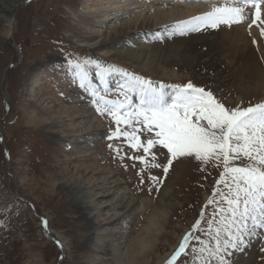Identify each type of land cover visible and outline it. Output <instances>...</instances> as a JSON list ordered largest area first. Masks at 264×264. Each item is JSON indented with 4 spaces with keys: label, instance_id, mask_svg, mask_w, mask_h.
<instances>
[{
    "label": "rangeland",
    "instance_id": "1",
    "mask_svg": "<svg viewBox=\"0 0 264 264\" xmlns=\"http://www.w3.org/2000/svg\"><path fill=\"white\" fill-rule=\"evenodd\" d=\"M94 3L91 0H17L16 25L13 26L15 45L11 41L6 17L0 14V264H114L111 263L112 256L105 251L111 237L103 239L99 236L105 227L92 222L88 225L86 219H78L77 210L85 205L84 198L93 202L95 197H84L87 191L83 188L75 189L74 195L70 194L73 181L80 178L77 166L82 167L80 160L75 158L85 153H93L95 160L92 164L110 167L124 186L131 185L129 191L141 202L140 207L145 208L135 220L122 223L128 227L127 238L134 237L138 228L148 221L154 205L160 203L162 206L158 219L162 234L153 246L148 264H156L158 259L160 264H166L201 212L204 211L207 217L214 207L204 206L223 169L211 164L202 165L194 157L175 160L165 176L163 166L167 164L169 154L166 149L158 147L154 151L162 167L153 168L150 173L161 178L162 182L153 186L146 174L144 183H140L137 173L141 165L137 162L133 167L132 160L120 159L109 148V144H123V141L108 139L116 125L110 116L98 114L91 91L74 82L69 66L71 59L100 62L99 69L94 64L89 65V72L93 85L102 94L105 86L108 87L106 99H122L117 93L125 80L123 74L113 72L107 85L101 83L97 74L105 66H113L154 84L185 85L192 82L210 90L226 107H248L264 102L263 90L253 85L215 87L203 84L187 70L173 77L154 74L136 63L130 64L129 60L115 54L114 49H95L80 44V40L101 38L97 27L90 29L81 22V17L91 16L85 12ZM98 6L94 5L95 8ZM154 15L152 11L148 13V16ZM134 16H126L117 23L112 21L110 25L121 24ZM5 94L9 104L7 110ZM78 107L89 109L87 126L94 123L99 126L93 136H70L76 132L71 129L67 113H70L69 109L78 110ZM63 137L69 140L63 141ZM5 149L9 159H6ZM79 149L87 151L81 153ZM123 151L128 155L140 154L127 146ZM149 187H152L151 192ZM42 218L47 221V229ZM97 226H100L98 231ZM47 234L57 237L63 247ZM92 236L95 239L85 245ZM201 238L206 237L201 235ZM127 243L131 241L127 240ZM262 248L264 237L252 238L248 247L233 251L226 259L230 264H264ZM191 259L182 256L177 264Z\"/></svg>",
    "mask_w": 264,
    "mask_h": 264
},
{
    "label": "snow or ice",
    "instance_id": "2",
    "mask_svg": "<svg viewBox=\"0 0 264 264\" xmlns=\"http://www.w3.org/2000/svg\"><path fill=\"white\" fill-rule=\"evenodd\" d=\"M262 5L264 0H225L219 5L213 2L210 11L179 22L176 29L183 35L220 25L231 27L248 20L246 9L251 7L255 12L248 27L255 25L264 36ZM91 64L101 67L99 61L71 59L73 80L80 88L91 91L98 114L110 116L115 123L108 139L122 140L123 144H109V148L120 159L132 160L133 167L137 162L141 165L137 173L141 184L146 174L153 186L162 182L150 173L151 169L162 167L154 151L158 147L169 154L163 166L165 176L172 163L182 157H194L202 165L223 169L204 206L214 207L207 217L201 212L166 264H177L182 256L192 259L181 264H230L226 257L233 251H243L252 238L264 237V102L226 107L210 90L192 82L154 84L113 66H105L97 74L101 83L107 85L113 72L122 73L125 80L117 93L122 99H106L109 89L105 86L102 94L93 85ZM124 146L140 154L128 155ZM43 224L47 229L46 220ZM57 244L63 247L59 241Z\"/></svg>",
    "mask_w": 264,
    "mask_h": 264
},
{
    "label": "bare ground",
    "instance_id": "3",
    "mask_svg": "<svg viewBox=\"0 0 264 264\" xmlns=\"http://www.w3.org/2000/svg\"><path fill=\"white\" fill-rule=\"evenodd\" d=\"M91 1L99 6L95 8L93 5L90 10L87 9L85 13L91 16L81 17V22L90 29L97 27V33L101 38L95 41L80 40V44L95 49L101 47L114 49L115 54L129 60L130 64L136 63L154 74L173 77L187 70L203 84L207 83L215 87L227 84L237 86L249 84L261 88L264 92V36L255 25L251 29L248 27V22L254 18L252 13L255 9L251 7L246 9L249 16L243 23L233 24L231 27L220 25L216 29L191 31L182 35L176 29L179 22L202 15L211 10V3L215 2L219 5L225 0ZM16 3L17 0H0V14L6 17L12 37L15 36L13 26L16 25L14 19ZM261 10L264 15V5L261 6ZM150 11L155 15L148 16ZM130 15L136 16L121 24L110 25L112 21L117 23ZM104 27L106 30L103 29ZM69 111L67 120H71V129L76 132L70 136L84 138L98 132L99 126L96 123L91 124L92 126H87L85 123L90 116L88 108L78 107V110L75 108ZM82 119L84 122L81 121ZM62 140L69 138L63 137ZM86 141L89 142V140L84 142ZM78 151L85 153L87 149ZM75 159L80 160L82 167L77 166L80 178L77 177L73 181L70 194L74 195L75 189L83 188L87 191L84 197H95L93 202L83 197L85 205L77 210L78 219L80 221L86 219L88 225L92 222L105 227V231L99 236L103 239L111 237L105 249L106 254L112 256L111 263L148 264L149 256L155 248L153 246L162 234L158 220L162 214L160 203L151 206L152 211L150 215L148 214V221L138 228L134 237L127 238L128 227L123 226L122 223L130 219L135 220L145 210L142 208L143 205L140 207L141 202L133 196L134 193L129 191L131 185L127 184L125 187L110 167L92 164L95 160L93 153H85L76 156ZM67 186L71 187L69 184ZM100 226H97V231ZM95 236L86 240L85 245L92 242ZM127 240L131 243L128 244ZM160 261L158 259L156 264H160Z\"/></svg>",
    "mask_w": 264,
    "mask_h": 264
},
{
    "label": "water",
    "instance_id": "4",
    "mask_svg": "<svg viewBox=\"0 0 264 264\" xmlns=\"http://www.w3.org/2000/svg\"><path fill=\"white\" fill-rule=\"evenodd\" d=\"M11 41H12V44L15 45V40H14L13 37L11 38ZM12 65H13V64H12ZM10 67H11V65H10ZM7 70H8V69H7ZM6 73H7V71L5 72V74H6ZM4 104H5V109L7 110V109L9 108V104H8V99H7L6 94H5V98H4ZM2 138H4V136H3ZM4 151H5L6 159H9L8 152L6 151V149H5ZM31 203L34 205L33 202H31ZM33 207H35V206H33ZM42 221H44L43 218H42ZM47 235H48V237H50V238H52V239H54V240L57 241V239H56L53 235H51V234H47Z\"/></svg>",
    "mask_w": 264,
    "mask_h": 264
}]
</instances>
